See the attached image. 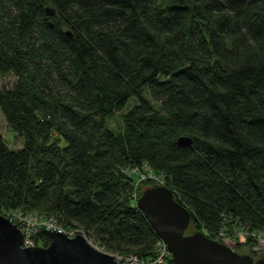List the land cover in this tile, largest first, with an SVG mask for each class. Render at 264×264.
Instances as JSON below:
<instances>
[{
    "label": "trees",
    "instance_id": "obj_1",
    "mask_svg": "<svg viewBox=\"0 0 264 264\" xmlns=\"http://www.w3.org/2000/svg\"><path fill=\"white\" fill-rule=\"evenodd\" d=\"M0 110L23 139L0 135L1 214L54 218L151 264L161 238L137 201L162 182L192 230L244 232L234 249L258 255L264 0H0Z\"/></svg>",
    "mask_w": 264,
    "mask_h": 264
},
{
    "label": "water",
    "instance_id": "obj_2",
    "mask_svg": "<svg viewBox=\"0 0 264 264\" xmlns=\"http://www.w3.org/2000/svg\"><path fill=\"white\" fill-rule=\"evenodd\" d=\"M180 141H188L182 138ZM138 207L151 227L166 243L173 264H264L250 253L191 229V212L164 184L145 188ZM48 247H23L25 236L17 224L0 215V264H121L114 255L96 249L83 235L70 238L58 231L49 232Z\"/></svg>",
    "mask_w": 264,
    "mask_h": 264
},
{
    "label": "built area",
    "instance_id": "obj_3",
    "mask_svg": "<svg viewBox=\"0 0 264 264\" xmlns=\"http://www.w3.org/2000/svg\"><path fill=\"white\" fill-rule=\"evenodd\" d=\"M163 184L162 182H158ZM8 218L21 229L25 236V246L31 247L34 245L33 237H37L42 230L58 231L68 235L70 238H74L78 235L77 230H71L69 233L60 227L58 222L54 218H49L46 216L39 215L38 213L24 212L21 210H13L8 212ZM244 236V232L238 233L236 236ZM221 238L227 236L226 230H222L219 235ZM229 237V236H228ZM262 238V237H260ZM156 255L151 261V264H170L172 261V254L168 249L166 243L161 239V241L156 246ZM117 261L121 264H145L144 261L139 259L134 255H114Z\"/></svg>",
    "mask_w": 264,
    "mask_h": 264
},
{
    "label": "rangeland",
    "instance_id": "obj_4",
    "mask_svg": "<svg viewBox=\"0 0 264 264\" xmlns=\"http://www.w3.org/2000/svg\"><path fill=\"white\" fill-rule=\"evenodd\" d=\"M15 82H16V78L12 75L1 78V85L12 87L15 84ZM134 104H135V99H133L129 102L127 108L130 109L131 107H133ZM123 114H119V115L110 117L108 120V125H109L110 129L115 133L120 131ZM0 135L4 136L6 138V140L8 141V143L11 145V147L14 149H18L23 145V139L21 137H19L16 132L10 130V128L8 127L6 118L3 115L1 110H0ZM145 178L146 177H143L140 181L145 180ZM7 214H8L7 212H5L4 214L0 213V215L8 217ZM60 227L63 228L65 231H68L67 233H69V231H71V229H66L65 227H63L61 225H60ZM74 230H77L79 232L78 235L83 234L87 238V240L99 251L104 252V253H108L111 255H116V254L107 252L105 250V248L100 246L99 243L95 241V239L88 238L87 235L85 234V232L82 231V228H76ZM219 238H220V240L222 239V241H220V242L226 243L233 248L237 246V244H238L237 242L242 244V243L246 242V240H247L246 235L241 236V237L239 235L236 237H234V236L228 237V235H227L226 237H223V238L219 237ZM259 240H260L259 245L256 247V250H259L258 255L256 256V259H260V258L264 257V237L260 238ZM23 247H26L25 242H24ZM239 252L249 253L250 251L247 248H243Z\"/></svg>",
    "mask_w": 264,
    "mask_h": 264
}]
</instances>
